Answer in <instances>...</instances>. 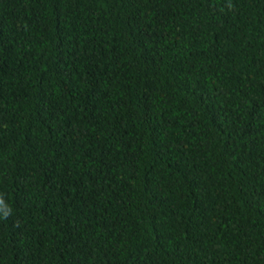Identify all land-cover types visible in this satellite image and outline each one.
Listing matches in <instances>:
<instances>
[{
  "label": "trees",
  "instance_id": "trees-1",
  "mask_svg": "<svg viewBox=\"0 0 264 264\" xmlns=\"http://www.w3.org/2000/svg\"><path fill=\"white\" fill-rule=\"evenodd\" d=\"M0 200V264H264V0H0Z\"/></svg>",
  "mask_w": 264,
  "mask_h": 264
},
{
  "label": "clouds",
  "instance_id": "clouds-1",
  "mask_svg": "<svg viewBox=\"0 0 264 264\" xmlns=\"http://www.w3.org/2000/svg\"><path fill=\"white\" fill-rule=\"evenodd\" d=\"M0 206H3V201L2 200H0ZM7 216H8V213L7 212L4 213V218H7Z\"/></svg>",
  "mask_w": 264,
  "mask_h": 264
}]
</instances>
